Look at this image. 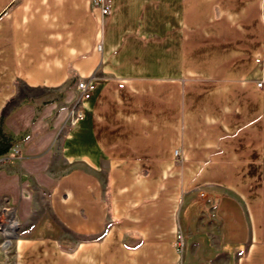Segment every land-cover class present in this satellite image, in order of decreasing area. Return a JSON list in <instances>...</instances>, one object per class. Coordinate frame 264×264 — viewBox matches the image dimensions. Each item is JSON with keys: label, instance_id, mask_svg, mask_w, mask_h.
Segmentation results:
<instances>
[{"label": "crops", "instance_id": "crops-1", "mask_svg": "<svg viewBox=\"0 0 264 264\" xmlns=\"http://www.w3.org/2000/svg\"><path fill=\"white\" fill-rule=\"evenodd\" d=\"M96 1L0 0L15 264H264V0Z\"/></svg>", "mask_w": 264, "mask_h": 264}, {"label": "rangeland", "instance_id": "rangeland-1", "mask_svg": "<svg viewBox=\"0 0 264 264\" xmlns=\"http://www.w3.org/2000/svg\"><path fill=\"white\" fill-rule=\"evenodd\" d=\"M100 49H101V46L98 45L97 50L100 51ZM80 83L84 84L85 86L84 80L80 79L77 84V87L79 86ZM18 91H19V97H16V100H15L16 104L22 101L20 100L21 97L23 100H28V101H33L34 99H39L41 97H44L45 99L52 98V93L50 94V92H43L42 90H39V89H30L24 85H18ZM59 94L61 95V92H59ZM78 105L79 103L75 102L74 106L71 108L70 110L71 119H72L71 111L74 108H78L79 110ZM66 128H67V124L65 123L61 132L63 133ZM1 163L3 164V162H0V164ZM30 191H31L30 195H31V201H32V209H33L32 212H34V215L30 217L29 221H30V224H32V222L35 221L38 215L41 214L45 210L48 195L36 183L34 185L33 183H31ZM6 210L12 212V221L16 222V227L13 222V225H14L13 230H11L10 227H8V224H9L8 222H10V220L5 216ZM20 230H21V224L18 221L15 208L12 205L8 204L7 199L4 198L0 200V264H15V258L17 254V251H16L17 246L15 243L19 237Z\"/></svg>", "mask_w": 264, "mask_h": 264}, {"label": "built area", "instance_id": "built-area-1", "mask_svg": "<svg viewBox=\"0 0 264 264\" xmlns=\"http://www.w3.org/2000/svg\"><path fill=\"white\" fill-rule=\"evenodd\" d=\"M96 6H98L100 8L101 11V15L102 17H106L109 15L110 13V6L107 4V2L105 0H97L95 3ZM264 84V77L256 83V87L258 89H261L262 86ZM80 92H84L86 87L84 86V84L80 83L78 86ZM71 115H72V122H76L77 120L82 118V113L78 110V108H74L71 111ZM175 155H179V151H177L175 153ZM0 162H5V159L0 160ZM175 248L177 250L178 253H182L184 250V242L181 236L177 237V242L175 244Z\"/></svg>", "mask_w": 264, "mask_h": 264}]
</instances>
